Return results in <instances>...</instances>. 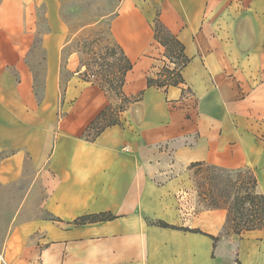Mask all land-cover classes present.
Segmentation results:
<instances>
[{
    "label": "crops",
    "instance_id": "crops-1",
    "mask_svg": "<svg viewBox=\"0 0 264 264\" xmlns=\"http://www.w3.org/2000/svg\"><path fill=\"white\" fill-rule=\"evenodd\" d=\"M62 6L0 2V184L29 187L3 264H264V230L226 235L228 211L202 208L191 169L250 170L264 195V0H119L100 21L133 64L125 94L141 99L94 141L84 133L110 101L82 79L79 54L65 56ZM156 19L189 59L180 86H148L167 62Z\"/></svg>",
    "mask_w": 264,
    "mask_h": 264
},
{
    "label": "trees",
    "instance_id": "trees-1",
    "mask_svg": "<svg viewBox=\"0 0 264 264\" xmlns=\"http://www.w3.org/2000/svg\"><path fill=\"white\" fill-rule=\"evenodd\" d=\"M103 17H100L97 23ZM65 22L70 28L69 23L67 21ZM85 27L86 26H82L75 31V34H78L76 45L79 50L74 52L79 54L80 64L85 68V73L81 75L82 79L85 82L97 85L106 96H108L109 100L113 97L117 102L115 107H113L110 102V105L86 129L83 137L88 141H94L106 128L120 125L122 114L126 112L132 104L140 101L141 95L137 97H128L124 92L126 76L133 69V64L126 56L121 46L113 39L110 22L107 25V32H101L96 35L92 41L79 35L81 34V30ZM154 33L155 39L166 50V59L169 61L170 59L176 61V69L172 70L168 67H164L157 74L150 75L148 77V86L168 89L171 86L177 87L184 84L182 71L189 63V59L184 54V46L159 19H156L154 22ZM102 41L105 42L102 56V67L105 75L100 82H97V80L91 81L90 78L97 79L99 73L91 72L90 63H88V61L86 62L84 57L92 54L90 47L93 46L94 43L99 44ZM67 48L64 50V54ZM170 62L172 63V61ZM196 167L199 169L206 167L210 171L207 175V184L210 189L208 193L205 194L206 203H208L206 207L208 209L225 208L228 211L226 228L230 225L234 236H242V234L246 232L264 230V195L257 192V181L252 171L225 170L213 166H204L201 163L192 165L191 169ZM222 177L226 179L223 180ZM109 219H112V217L105 215L84 217L77 221V223ZM160 226L169 228L166 224H160ZM192 232L201 233L197 230ZM211 238L215 242V249L219 238Z\"/></svg>",
    "mask_w": 264,
    "mask_h": 264
},
{
    "label": "rangeland",
    "instance_id": "rangeland-1",
    "mask_svg": "<svg viewBox=\"0 0 264 264\" xmlns=\"http://www.w3.org/2000/svg\"><path fill=\"white\" fill-rule=\"evenodd\" d=\"M2 0H0L1 2ZM62 1V10H61V17L63 20L67 21L70 26V33H71V43L68 45L66 50L65 56L69 53L74 51H78V46L76 45L78 34H75V31L81 28L82 26H86L84 29L81 30V37H85L92 41L94 37L101 32H107V25L109 20H105L103 22L97 21L100 17L108 16L109 14L115 11L116 6L118 5L119 0H61ZM46 10L40 8V30L38 34V41L36 42V51L38 52L35 56V62H38V66L35 69L36 71V85L38 86L36 89L37 96L39 98L43 97V79L45 75V66H44V59H43V52L41 46V39L44 32L47 31V27L43 21V15H45ZM96 23V24H95ZM41 37V38H40ZM105 37V36H104ZM105 46V42L102 41L101 43L97 44L94 43L93 46L90 47L92 50V54L89 56H85L84 60L90 63V70L91 72L99 73L98 78H90L91 81L100 82L102 81V77L105 75L104 69L102 67L103 64V49ZM64 56V57H65ZM111 61V59H110ZM172 61V63L170 62ZM167 60L165 66H162L159 70L161 71L164 67H168L169 69H176V61L170 59ZM158 70V71H159ZM83 72L82 74H84ZM81 74V75H82ZM87 77V74H86ZM108 97V96H107ZM113 107L116 106L117 102L112 97L110 100ZM209 169L206 167H202L194 172L193 180L195 182L196 190L200 194H207L210 187L207 184ZM225 177V176H224ZM223 178V177H222ZM226 179V178H225ZM223 178V180H225ZM29 187L24 183L20 184H13L9 186H4L0 184V264H3L2 254L3 248L8 236L9 228L11 222L16 217L21 204L22 199ZM208 203L202 204V208H207ZM37 206L36 203L30 202V207L33 208ZM231 227L230 225L226 228V235H230ZM241 237V236H238ZM217 251L216 256H218ZM224 256L226 258H231L233 262H238L240 259L239 249L237 246H233L230 250L224 251Z\"/></svg>",
    "mask_w": 264,
    "mask_h": 264
}]
</instances>
